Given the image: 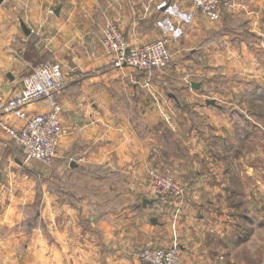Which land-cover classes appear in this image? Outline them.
I'll return each instance as SVG.
<instances>
[{"label":"crops","instance_id":"0c3cea01","mask_svg":"<svg viewBox=\"0 0 264 264\" xmlns=\"http://www.w3.org/2000/svg\"><path fill=\"white\" fill-rule=\"evenodd\" d=\"M4 1L0 102L16 94L22 79L40 64L60 65L65 85L57 94L64 134L49 167L27 160L0 126V254L5 255L0 264H141L136 252L167 248L172 230L181 264H253L234 256L238 247L247 251L253 234L248 218L239 225L245 227L243 237L226 228L222 199L210 194L214 187L184 182L183 201L170 202L153 196L147 180L150 168L176 158L172 149H188L167 126L168 117L182 107L160 101L163 88L157 83L199 55L190 37L202 32L196 26L200 14L191 1ZM241 5L222 8L220 21L239 19L251 33L255 24L264 29V0H242ZM105 22L115 24L131 47L173 35L178 27L170 41L175 66L162 75L110 67L100 45ZM46 110V103L37 101L25 114ZM2 118L9 128L23 125L13 115ZM13 225L22 228L13 231ZM17 238L28 241L15 245Z\"/></svg>","mask_w":264,"mask_h":264},{"label":"rangeland","instance_id":"374dc122","mask_svg":"<svg viewBox=\"0 0 264 264\" xmlns=\"http://www.w3.org/2000/svg\"><path fill=\"white\" fill-rule=\"evenodd\" d=\"M19 1L13 4L23 5ZM44 3L48 5L46 0ZM241 3L242 0H230V4L222 8L226 11L235 7L243 9ZM98 4L99 0L96 2V5ZM0 5H6L5 1ZM196 18V26L202 32L197 36L193 34L190 38L193 42L197 41L194 48L199 52L198 57L188 64H183L182 69L175 72V76L158 78L157 83L163 88L160 101L172 104L177 102L182 107V110L173 112V119L168 117L167 126L170 130L177 131L181 137L179 140L183 139L188 149H172L176 158L171 160L170 165L162 162L158 167L148 170L150 191L153 196L164 201H183L186 193L184 182L205 181L207 186L215 188V193L210 192L211 196L214 199H222L219 209L226 228H231L232 232L237 230V236L243 237L246 230L241 226L239 229V225L243 226L247 218L251 221L247 223L253 233L248 239L247 251L243 249L245 246L238 247L234 254L235 260L263 263L264 29L256 27L255 24L251 33L239 19L220 21V16L217 20H210L201 14ZM108 24L113 23L105 22L103 29ZM176 33H179L178 27L174 28L173 35L162 36L170 37L172 41ZM170 53L167 67L158 71L160 75V72L165 73L175 66L171 47ZM192 83L197 84L198 88H193ZM209 100L214 101L215 105L206 104ZM195 105H208L209 108L205 107L207 112L202 109L194 110ZM216 105L220 106V109ZM195 111H199L200 115ZM151 169L177 183L183 191L181 197H161L154 194L149 174ZM14 225L11 227L13 231L21 230L22 227L17 229L18 225ZM25 241L28 240L17 238L13 243L21 246ZM9 242L10 240L7 241L8 244ZM173 242H177L179 246L172 230V240L167 248H150L166 250ZM2 245L3 239L0 242V246ZM4 259L5 255L0 254V262Z\"/></svg>","mask_w":264,"mask_h":264},{"label":"built area","instance_id":"2783aa9c","mask_svg":"<svg viewBox=\"0 0 264 264\" xmlns=\"http://www.w3.org/2000/svg\"><path fill=\"white\" fill-rule=\"evenodd\" d=\"M192 7L203 17L217 20L221 16L222 6H228L230 0H190ZM100 45L114 69L128 67L137 71H161L167 67L171 58L170 37L162 36L149 42L131 47L124 34L115 24H108L101 34ZM65 85L64 74L57 63L40 64L22 79L21 89L10 98L0 102V126L19 145L27 160L37 161L49 167L56 155V148L64 134L61 124V106L57 94ZM37 101H44L47 110L31 115L25 114V108ZM13 115L23 120L19 129L7 127L3 116ZM151 189L159 196L179 198L183 191L171 179L149 171ZM141 264H181L179 246L173 242L166 250L142 249L136 254Z\"/></svg>","mask_w":264,"mask_h":264},{"label":"water","instance_id":"95a60500","mask_svg":"<svg viewBox=\"0 0 264 264\" xmlns=\"http://www.w3.org/2000/svg\"><path fill=\"white\" fill-rule=\"evenodd\" d=\"M1 2H2V0H0V3H1ZM57 11H58V8H57V10H56L55 12H57ZM20 26H21V28H22V31H23L25 34H28V33H29V31L27 30V28L24 26V24H23L22 22L20 23ZM191 86H192L193 88H195V89L198 88V85L195 84V83H192ZM206 104L215 105L214 101H211V100L206 101Z\"/></svg>","mask_w":264,"mask_h":264}]
</instances>
